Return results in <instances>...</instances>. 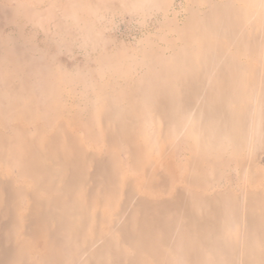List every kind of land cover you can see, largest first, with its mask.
Listing matches in <instances>:
<instances>
[{
	"label": "rangeland",
	"instance_id": "1",
	"mask_svg": "<svg viewBox=\"0 0 264 264\" xmlns=\"http://www.w3.org/2000/svg\"><path fill=\"white\" fill-rule=\"evenodd\" d=\"M99 1L0 0V264H264V0ZM210 42L262 117L240 147L135 109L146 63ZM115 100L130 133L103 124Z\"/></svg>",
	"mask_w": 264,
	"mask_h": 264
},
{
	"label": "bare ground",
	"instance_id": "2",
	"mask_svg": "<svg viewBox=\"0 0 264 264\" xmlns=\"http://www.w3.org/2000/svg\"><path fill=\"white\" fill-rule=\"evenodd\" d=\"M96 4L98 6L104 3L101 0ZM25 16L33 19L35 14L33 11H26ZM204 20L210 27L207 18ZM209 45L199 65L195 64L193 58L188 55H182L183 57L181 56L174 65L166 69L167 72L157 69L154 59L146 63L145 79L141 86L134 88L135 109L142 113L144 119L148 117L144 109H158L159 114H163L166 119L168 125L166 133L173 128L174 131L181 132L183 126L191 125L190 128L194 130L193 133L199 135L203 147L210 143L216 145L225 139H229L235 147H240L248 137V130L255 131L257 135L256 131H259L260 123L263 124L261 119L264 116H258L253 127L243 125L244 122L240 117L238 118L232 108L240 100L241 91L238 82L242 66L234 63L233 56L215 48L212 42ZM0 50V54H3L5 59L12 60L15 49L3 45L0 46ZM18 68L20 71L25 70L20 66ZM161 71L166 72L167 74L163 76L173 79L175 84L163 83ZM174 89L176 92H173ZM118 102L120 101L109 102L103 115V124H112L114 127H120L123 132L130 133L134 119L128 108L120 106ZM231 117L234 118L233 124L229 121Z\"/></svg>",
	"mask_w": 264,
	"mask_h": 264
},
{
	"label": "crops",
	"instance_id": "3",
	"mask_svg": "<svg viewBox=\"0 0 264 264\" xmlns=\"http://www.w3.org/2000/svg\"><path fill=\"white\" fill-rule=\"evenodd\" d=\"M248 225H249V229L254 228V229L256 230V232H257V231L259 232V230H262V229H261L262 227H258V226H256V225L253 223L252 219H249V223H248ZM262 242H263V244H264V239L262 240ZM258 259H259L260 261H263V258H262V257H258L257 260H258Z\"/></svg>",
	"mask_w": 264,
	"mask_h": 264
}]
</instances>
